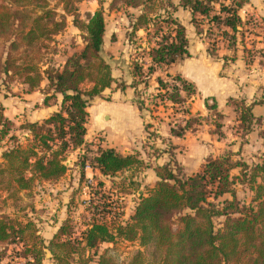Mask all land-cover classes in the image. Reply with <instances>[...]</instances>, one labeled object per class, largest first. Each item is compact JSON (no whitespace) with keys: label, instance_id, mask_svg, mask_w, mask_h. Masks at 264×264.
<instances>
[{"label":"trees","instance_id":"trees-1","mask_svg":"<svg viewBox=\"0 0 264 264\" xmlns=\"http://www.w3.org/2000/svg\"><path fill=\"white\" fill-rule=\"evenodd\" d=\"M50 1L0 0V83L17 79L26 92H40L44 85V106L60 100L59 109L48 118L25 121L16 128L27 133L25 143L9 136L14 124L2 115L0 107V141L7 138L9 144L0 155V192L5 195L0 198V261L12 246L15 255L29 264L46 260L51 264H264V162L247 165L232 159L230 152L217 158L208 156L198 173L186 176L168 151L167 163L154 168L157 181L137 197L132 214L123 222L121 198L139 192L137 176L149 167V159H158L164 152L151 146L152 153L143 160L137 152L121 155L113 149L86 150L75 165L80 179L86 166L111 182L117 178L110 192L120 197L110 199V193L103 192L104 183L98 181L91 209H84L80 221L68 216L53 238L44 242L33 218L34 187L55 184L68 172V155L86 144L89 104L112 85L121 91L127 87L123 80L113 77L111 64L101 55L105 31L101 9L82 21L75 9H67L69 1L61 0L64 13L73 17L82 48L68 56L62 67L52 64L49 53L66 22L64 15L48 9ZM172 1L112 0L109 6L139 11L129 21L133 34L149 32L153 27L156 43L142 49L140 63H131L129 73V87L135 90L140 112L144 103L138 100L137 87L146 86L143 80L156 71L165 73L156 80L157 94L153 97L160 104L182 106L194 94L190 83L166 74L188 57L185 27L172 16L177 7L190 14L196 35L208 41L209 56H215L218 44L225 50H235L238 36H243L239 29L256 27L255 22L244 24L239 17L248 0H178L177 6ZM255 107L264 108V89L248 104L232 100L233 132L244 139L257 125L264 157V113L255 116ZM178 112L184 119L170 129V135L183 139L203 120L191 117L187 110ZM151 128L146 124V139L154 135ZM221 128L218 123L214 130L219 139L224 138ZM238 187L248 192L246 201L237 198ZM117 243L136 248L121 259L114 254ZM102 245L110 247L100 251Z\"/></svg>","mask_w":264,"mask_h":264},{"label":"rangeland","instance_id":"rangeland-1","mask_svg":"<svg viewBox=\"0 0 264 264\" xmlns=\"http://www.w3.org/2000/svg\"><path fill=\"white\" fill-rule=\"evenodd\" d=\"M69 1L67 5V9L73 10L75 9L77 11L78 18L82 21L86 19L87 13L97 11L101 9L103 11V14L106 15V44L110 45L109 39L114 37L117 41H121L123 39L124 42H126L128 49H131L130 59L128 61V67H129V73L131 71V63H134V61H137V63H140L139 60L142 57V49L140 45L142 43L145 46H149L151 44L156 43L154 41V38L152 37L154 31L153 27L151 26L148 31H140L136 32L137 34L132 33V29L130 27V20L133 21V18L136 17L139 14L138 10H124V9H110V3L112 0H65ZM175 6L178 5V0L172 1ZM248 7L245 6V9ZM49 10L54 11L57 13V15L61 16L64 15L66 26L65 29L55 38V43L52 45V53H49V57L52 59V64L55 67H62L64 64L66 58L70 56L72 53L76 52L78 53L82 48V40L80 38L79 31L73 26L72 20L73 17L70 15H67L64 13V3L61 2V0H52L49 3L48 6ZM244 9V10H245ZM66 10V9H65ZM248 12H239V17L242 21V23H246L249 20L252 21V23L255 22L256 27H253V25H248L246 28L243 27L241 32H243V38L241 36H238V44L236 46L235 50H225V47H223L221 44H218V50L215 54V56H209L207 53V50L209 49L208 41L204 38V36H198L194 33V27L190 24V14L187 11L182 10L181 8L177 7L176 12L172 13L173 17L178 20L181 24H184L185 31H186V37L188 42V46L191 50V57L194 58V41L197 42V40H202L205 47V53L206 57L210 59V61L213 64H216L218 62H222L223 67H233V70L231 72L222 73L219 68L218 71L215 74V77L217 76L218 79L223 85H219V82H213L212 84H209L210 90L208 93H214L215 91L221 90L224 91L227 86H231L236 84V79L238 78L237 75L242 74L243 79L248 76L251 80H254L256 84V89L261 87L262 90L264 89V24H262L261 18H256L255 14L256 12L247 9ZM258 16V14H257ZM58 20V19H56ZM188 28V29H187ZM205 30V28H204ZM246 30V31H245ZM188 32V33H187ZM125 36V37H124ZM108 47V46H107ZM106 47V48H107ZM150 47V46H149ZM121 47L120 44L118 45V49ZM244 48L246 50V53L244 52ZM109 50V48H108ZM114 52H116L115 47L113 48ZM106 51V50H105ZM197 51V50H195ZM105 53V52H104ZM146 57V56H143ZM235 58L234 62H232L231 58ZM118 59L119 56H118ZM231 60V61H230ZM232 65V66H230ZM213 68V67H212ZM111 69L112 75L117 80H123L122 78H116L119 73L121 72L118 67H116L115 62L111 63ZM119 72V73H118ZM222 75L228 76L230 78L231 82H226L225 80H222ZM164 77V76H163ZM151 78V77H150ZM150 78H147L143 81H145L147 84L144 86L141 84L137 87V97L138 100L144 103V106L142 108V111H138V118L140 119V122L138 118H136V123H134L131 127L132 129V137H135L137 140H139V137L141 134L145 132V126L146 124H150L152 128L149 130L152 132L153 137H149L146 139L147 134L144 137L143 140L144 146H142L141 151L143 150L147 155H150L151 150L149 147L153 146L154 143H160L163 142L164 145H166L167 139V131L171 128H175L178 124L181 125V122L183 121L184 117L183 115L179 114L178 109H181L182 111L187 110L189 111L191 117L197 118L200 115L201 119L203 120V123L201 126L197 129L199 132L194 134L190 137V134H187V137L189 139V142L185 144V146H181L180 148H176L174 153L170 151L172 155H174V159L176 161H179L177 163L184 162L187 163L186 167H188V171H194L197 169V165H199L200 160L205 158L206 156H211L214 158L220 157L227 153H232L233 157L232 159H240L247 165H255L260 164L264 162L263 157V149L261 146V141L257 137V133L259 131V127L255 125L252 128V133L245 137L244 139H239L235 137V133L233 132L235 120H234V114L232 112L231 103L232 100H242L240 98H231L230 96H220L216 97V101H218L219 105L222 106L223 104L228 106L227 109H214L210 110L209 108H212V97H207L206 99L195 97V103L193 106L194 114L190 111L191 106L189 105V101L187 103L183 104L182 106H171L169 104L162 105L158 100H154L153 97L157 94L155 92L157 88L152 89V86L149 84L152 80ZM131 83V82H130ZM44 85H41L40 92L38 95H42L41 92H43ZM157 87V85H156ZM211 87V88H210ZM1 88V94H0V107L4 106L7 110V116L11 118L13 124H14V130L10 131L9 136L14 135L17 137L22 143H25L23 139L25 136H27V133L20 132L16 128L23 122H25V112L24 110H21L20 107L24 106V103H28V101L32 102V99L36 97V94H32L30 97L31 100H27V94L37 93V91H31L26 92V88L20 84V81L17 79H14L13 81L4 84L0 83ZM116 85H112L111 89H116ZM259 92V91H258ZM222 93V92H221ZM262 93V92H261ZM43 96V95H42ZM261 96V95H260ZM259 96V97H260ZM38 97V96H37ZM26 99V100H24ZM105 101L110 100V90L105 91L102 94V97L100 98ZM135 101L136 98H133ZM214 99V98H212ZM258 99V98H256ZM253 100V99H252ZM249 101L250 102H252ZM29 102V103H30ZM225 102V103H224ZM245 103L248 104L244 100ZM99 100L95 99L93 100L89 107H88V119H87V138H85V146L77 150L75 152H72L68 155L66 166L69 168L68 170V178L64 181L59 180L61 182L60 185H58L59 182H57L54 185L50 184H39L36 185L32 191L33 199L35 198V195L37 196L39 204H42V200L44 201H50L53 198L58 202L57 205L60 206V208L66 207V209L63 211V215L66 217L73 216L75 219L80 221V217L84 215L85 210L84 206L82 204V201L85 199L82 189H84V185L86 184V178H93L96 182L102 181L104 183V193H110V199H117L120 196L117 194V192H110L113 187V183H117L118 179L115 178L114 182H111L112 180L109 178H102L98 175L94 176L93 172L88 170V174H85L87 176H83V178L80 179L79 174L77 173L75 176L73 175L74 171H76V162L78 161V158L82 155V153L86 150H92L93 152L96 149H104L105 147H112L114 150L119 151L120 145L119 142L116 140L115 136L111 131L108 129V133H105V130H102V126L105 124L102 116H98L95 114L96 111V105L99 104ZM159 104V105H157ZM208 105V106H207ZM51 107V110H58L60 106V100L56 102H51L49 104ZM212 106V107H211ZM29 107V106H27ZM34 108H38V105H36ZM137 108V107H136ZM4 108L2 107V111ZM10 111V112H9ZM255 113V114H254ZM261 113V110L256 109L253 114L255 116H258V114ZM30 114V113H28ZM3 115V114H2ZM7 119V118H6ZM41 122V121H40ZM99 122V124L97 123ZM222 125L221 132L224 135V138L219 139L218 135H216L214 132L215 126ZM107 132V131H106ZM186 137V138H187ZM120 138V137H119ZM121 139V138H120ZM160 139V140H159ZM148 145V146H145ZM168 145V144H167ZM103 146V148H101ZM7 147H9L7 138L0 141V155L3 150H5ZM168 147V146H167ZM106 149V148H105ZM159 149H166L165 147H161ZM171 150H174L171 148ZM131 152V153H129ZM126 155H130L133 153H136L135 151H129ZM140 157H143L142 153L140 154ZM163 159V158H162ZM69 160V163H68ZM146 160V159H144ZM149 167L151 168L155 162L151 161ZM162 163V160L160 161ZM146 170V169H145ZM145 170H142L141 173L137 176V181H140V187L143 188L139 189V192L137 194H130V195H124L123 198H121L120 201V208L121 212H123V218L122 221L125 222L128 220L130 215L133 212V209L137 203V197L141 194H145L146 191L150 190L148 187L152 184V176L151 171L146 172ZM85 171V169H84ZM83 171V173H84ZM143 174V175H142ZM73 175V176H72ZM144 183V185L142 184ZM145 183L147 185H145ZM95 185V188L93 189L92 193L95 192V190L98 189V186ZM51 186V187H50ZM115 186V185H114ZM51 189H58L57 192H51ZM66 193V195H65ZM55 194V196H54ZM50 196V197H49ZM5 197L4 193L0 192V198ZM95 197V196H94ZM52 198V199H51ZM66 198L64 201L63 199ZM237 198L246 201L248 199V192L244 189H240V187L237 188ZM28 201V200H27ZM65 202V203H64ZM44 207V206H43ZM42 209V210H41ZM41 212H46L48 209L39 208ZM59 210H57L55 213H57ZM9 213V211H8ZM115 213L117 211L115 210ZM39 219V218H37ZM40 220V219H39ZM78 221V222H79ZM110 247L107 245H102L100 248V251L104 250L105 248ZM136 247L131 246L130 244L126 243H117L115 246V256L120 257L123 259L129 251L134 250ZM14 248L12 246H8L6 253L3 254V257L0 261V264H29V262L26 263V261L18 258L17 255H15V252L12 251ZM84 255L86 256V252H84ZM77 257H75L74 262H76ZM43 264H51L50 261L46 260ZM76 264V263H74Z\"/></svg>","mask_w":264,"mask_h":264},{"label":"crops","instance_id":"crops-1","mask_svg":"<svg viewBox=\"0 0 264 264\" xmlns=\"http://www.w3.org/2000/svg\"><path fill=\"white\" fill-rule=\"evenodd\" d=\"M245 6L248 7L247 9H250V10L256 12V14H255L256 18H261L264 21V0H248V4ZM245 6L240 12H246V11L248 12V10L245 9ZM95 11L87 13V14H93ZM257 14H258V16H257ZM104 17H105V31H104V35H103V45H102L101 55L110 64L115 62L116 67H118L121 71L120 73L118 72L120 75H118V77H116V78L119 79V78L123 77V81L127 85V87L123 91H121L118 88L111 89L112 87L110 89H108V90H110V100H107V101L103 100L102 101V99L99 98L98 100L100 103L97 104L95 107L96 108L95 114H97L98 116H102V118L105 119L104 120L105 124L100 125V126H102L101 127L102 130H105L106 134L109 131H111V133H113V135L115 136L116 140L119 142V145H120L119 151L114 150L112 147H108V146L105 148L106 149H113L115 152H117L118 154H121V155L129 154V153H131L129 151L133 150V151L139 153V155L142 153L143 157H141V159H143V160L148 159L147 158L148 155L143 150L141 151V149H142L141 147L144 146V143H145L143 141L145 139L144 131L141 134V136L139 137V140H137L135 137H132V135H131L132 134L131 133L132 132L131 126L134 123H136V118H138L137 116H138V111H139L138 108H136L137 106L135 104V101H133L134 100L133 98H135V90L133 88L129 87L130 82H131V78H130V74H129L128 61L130 59L129 57L131 54L130 53L131 49H128L126 42H124L125 39H123L120 43V41H117L114 37H112L109 39V41H110L109 44H111V46L106 44V15H104ZM182 25L184 26V24H182ZM140 31L141 30L137 31L138 34H140L139 33ZM136 34L137 33H135V35ZM119 44L121 47V51H120V48L118 49ZM140 46H141V48H145L146 50H148L149 46L151 47V46H153V44H151L147 47L142 43V45H140ZM114 47H115L116 52H114V50H113ZM205 47H206V45L204 44V42L202 40H197V42L194 41V58L191 57V55H192L191 50L188 46L187 47L188 57H186L184 60L174 64L173 66H171L166 72V74H168L172 77L179 76L180 78L187 81L188 83H190L193 86L194 94L188 99V101H189L188 103L191 106L190 111L193 114H194L193 106L195 103V97L196 96L198 98L200 97L201 99H206L207 97L214 98V99L211 98L212 104H213L212 106H214L215 109H218V110H220L221 108L227 109L228 106H226L224 104L222 106H220L218 101H216V97L230 96L231 98H240L243 101L245 100L248 103L252 99H253L252 101H254L256 98H259V96L261 95V92H262V88L259 87L256 89L257 83L254 80H251L248 76H246L243 79L242 74L237 75L238 78L235 81L236 82L235 85L231 84V86H227L226 89H224V91L218 90V91H215L214 93H208V92H210V90L211 91L214 90V89H209V84H212L213 82H219V85H221V84L223 85V83H221L218 80L220 78H218L217 76L215 77V74L218 71V68L222 73H224V74L226 73V75H227L228 72L230 73L231 70H233V67H228V68L223 67L222 62H218L216 64H213L210 61V59L206 57V54H204L205 53ZM108 48H109V50H108ZM195 50H197V51H195ZM118 56L120 59H118ZM234 61L235 60H233L232 62H234ZM230 66H232V65H230ZM164 74L165 73L156 71L151 76L150 79L152 81L149 84L152 86V89L157 88L156 87V80L158 78H162L164 76ZM226 75L225 76L222 75V77H221L222 80H225L226 82L227 81L231 82L230 78H228V76H226ZM108 90H106V91H108ZM155 92H157V90ZM38 93L39 92L37 91V93L31 92V94H27L26 95L28 97L27 100H31L30 96L32 94H36V97H34V99H32V102H30V101H28V103L25 102L24 106L20 107L21 110H24L26 108L25 112H27V114L24 115L25 121H28L31 123L40 122V121L48 118L52 113H54L56 111V110L55 111L51 110L50 106H44L42 104L43 96L38 95ZM24 100H26V99H24ZM36 105H38V108H34ZM27 106H29V107H27ZM2 107L4 108V110L2 111L3 116L5 118H7L8 120H11V118L7 116V110L5 109V107L4 106H2ZM256 109L261 110V113L258 114V117L262 116L264 113V108L255 107V108H253V112ZM86 111H87V114L89 115L88 108ZM28 113H30V114H28ZM197 116L200 117V115H197ZM87 119H88V117H87ZM138 120L140 122L139 118H138ZM97 123L99 124V122H97ZM86 126H87V122H86ZM108 129H109V131H108ZM198 132L199 131L196 130L194 133H188V134H190V137H191ZM145 136H146V134H145ZM166 136L168 139V141H166L167 142L166 145H164V143L161 141H160V143L152 142V143H154L153 146H155L157 149H159L161 147H165L166 149H159V150H162L164 153L158 159H149L150 160L149 165L153 164V163H151V161L155 160V162H156V163H154V165L151 168L148 167L145 170L146 172L144 173V175H145L148 171H151V176H152L153 181H152V184L150 185V187H148L149 189H151L153 187V185L155 184V182L157 181V178H156L155 173H154V168L156 166H161L162 164L167 163V161L169 160L167 158V152L172 151L174 153L176 148H178V147L180 148L181 146H185V144L187 142H189L187 134L185 135V137L183 139H179L176 137H172L170 135V130H168ZM85 138H87V129H86V137ZM173 147H174V150H171V148L173 149ZM101 148H103V146ZM127 152H129V153H127ZM174 157L175 156L173 155V159H174ZM207 157L208 156H206L205 158L200 160L199 165L196 166L197 169H195L194 171H191V172L188 171V167H186L187 163L181 162V164L180 163H178V164L182 167L186 176H192L201 170L203 162ZM161 160H162V163H160ZM174 160L176 161V159H174ZM176 162H179V161H176ZM68 163H69V160H68ZM87 172H88V170L84 171V176H87V175H85V174H88ZM67 174L68 173H66V175L62 178L61 181H64V179L66 180V178H68ZM76 174H77V170L74 171L73 175L75 176ZM43 184H45V183H43ZM60 184H61V182L58 183V185H60ZM142 184L144 185V183H142ZM52 185H54V184H52ZM145 185H147V184L145 183ZM141 188H143V187L141 186ZM56 190H58V189H51L50 191L55 193V192H57ZM65 195H66V193H65ZM34 196H35V198L34 199L32 198V200H31L32 206L34 207V211H35L33 218L35 219V221L37 223V227L39 229L38 234L44 240V242L47 243L53 238V236L56 234L57 230L59 229L60 225L66 220L67 217L65 215H63V211L66 209V207L59 209L60 206L57 205L58 200L56 201L54 198L53 199L51 198L52 200H50V201H44V199H43L41 202L42 204H39L40 202L37 199L38 195H35V193H34ZM54 196H55V194H54ZM65 199L66 198H64L63 201ZM39 208H44V209H48V210L46 212L42 213L41 212L42 209L39 210ZM57 210H59V211L57 213H55ZM37 218H39L40 220Z\"/></svg>","mask_w":264,"mask_h":264},{"label":"built area","instance_id":"built-area-1","mask_svg":"<svg viewBox=\"0 0 264 264\" xmlns=\"http://www.w3.org/2000/svg\"><path fill=\"white\" fill-rule=\"evenodd\" d=\"M84 169H85V171L89 170V171L93 172L94 176L98 175L101 177L99 172L96 170H93L87 166ZM95 185H96V182L93 178H90V177L86 178V184L84 185V189H82L83 195L85 197V199L82 201L84 209H91V207L94 204V193H92V191L95 188ZM23 262H24V260H23ZM24 264H25V262H24Z\"/></svg>","mask_w":264,"mask_h":264}]
</instances>
